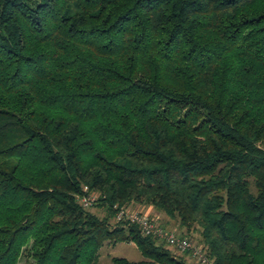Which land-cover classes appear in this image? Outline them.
<instances>
[{
  "label": "trees",
  "instance_id": "1",
  "mask_svg": "<svg viewBox=\"0 0 264 264\" xmlns=\"http://www.w3.org/2000/svg\"><path fill=\"white\" fill-rule=\"evenodd\" d=\"M116 204L264 264V0H0V264H188Z\"/></svg>",
  "mask_w": 264,
  "mask_h": 264
},
{
  "label": "built area",
  "instance_id": "2",
  "mask_svg": "<svg viewBox=\"0 0 264 264\" xmlns=\"http://www.w3.org/2000/svg\"><path fill=\"white\" fill-rule=\"evenodd\" d=\"M85 191L88 194L82 196L80 200L84 206L89 207L99 198V193L96 191L89 192L87 186ZM115 209L117 221L135 223L143 234L159 238L169 248L175 249L176 252L180 254L190 253L200 264H213V260L209 257L203 244L194 243L189 236L164 227L157 217H152L138 209L119 207L117 204Z\"/></svg>",
  "mask_w": 264,
  "mask_h": 264
},
{
  "label": "rangeland",
  "instance_id": "3",
  "mask_svg": "<svg viewBox=\"0 0 264 264\" xmlns=\"http://www.w3.org/2000/svg\"><path fill=\"white\" fill-rule=\"evenodd\" d=\"M129 208L135 209L132 206H130ZM89 209L96 212L100 216H105L107 214V209L105 207L95 205V202L89 207ZM162 215L167 216L163 212H162ZM158 219H160L161 224H163L162 218L158 217ZM111 222L112 224L117 223L115 216L111 219ZM167 226L168 228L170 227L169 225ZM170 228H172V230L174 231H177L178 233L182 232V234L183 233L188 234V236L192 239L194 243L202 244L201 234H200L199 229L197 230L192 229L190 231L186 229L187 230V233H186V231L184 232L185 229L180 230L179 228H174V227H170ZM160 242L164 243L165 246L169 248L165 242L163 241H160ZM169 249L172 250V252L176 254L178 257H182L183 259H185L188 264H200L199 261H197V259L194 258L192 254L190 253L180 254L176 252L175 249H172V248H169ZM113 256L126 257L130 260L144 259V256L142 255L141 251L138 249L135 243L117 242L116 244H114L111 241L106 242L100 250V264H114L112 260ZM25 260H26L25 258H22V262H25Z\"/></svg>",
  "mask_w": 264,
  "mask_h": 264
},
{
  "label": "crops",
  "instance_id": "4",
  "mask_svg": "<svg viewBox=\"0 0 264 264\" xmlns=\"http://www.w3.org/2000/svg\"><path fill=\"white\" fill-rule=\"evenodd\" d=\"M135 209H138V210H140V211H142L144 213H147V214L151 215L152 217H157V218L161 217L163 225L166 228H168L167 225H169L170 227L179 228L180 230L182 229L178 222H176L174 220H171L167 216H163L160 211H158L155 207H153L151 205L137 204V205H135ZM170 227L168 229L172 230V228H170ZM180 234H182V232Z\"/></svg>",
  "mask_w": 264,
  "mask_h": 264
}]
</instances>
